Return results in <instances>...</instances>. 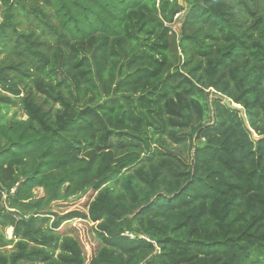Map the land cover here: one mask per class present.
I'll return each mask as SVG.
<instances>
[{"label": "trees", "instance_id": "16d2710c", "mask_svg": "<svg viewBox=\"0 0 264 264\" xmlns=\"http://www.w3.org/2000/svg\"><path fill=\"white\" fill-rule=\"evenodd\" d=\"M184 3L0 0V264H264V0Z\"/></svg>", "mask_w": 264, "mask_h": 264}, {"label": "rangeland", "instance_id": "374dc122", "mask_svg": "<svg viewBox=\"0 0 264 264\" xmlns=\"http://www.w3.org/2000/svg\"><path fill=\"white\" fill-rule=\"evenodd\" d=\"M178 2L183 7L186 6L184 0H178ZM179 19L180 17L176 20L175 24L173 25L174 29L179 28V23H180ZM7 117H13L16 119L26 118V116L23 114V112L19 109L18 106L11 107L7 111ZM37 193L41 195L42 192L39 190L37 191ZM93 197L94 194L89 193V195L80 199H72L69 202H61L58 204H54L52 206V211L55 212L57 215H65L74 210H78L86 213L88 203L93 199ZM59 232L61 233V235L74 238L80 243L83 251V255L87 261L90 260L95 255L99 247V244L94 233V226L93 224L89 223L87 220L73 219L67 221L61 225ZM4 234L8 239H10L12 237V229L11 228L5 229ZM10 248L11 246H7L5 248H1L0 250L6 251L7 249Z\"/></svg>", "mask_w": 264, "mask_h": 264}, {"label": "water", "instance_id": "95a60500", "mask_svg": "<svg viewBox=\"0 0 264 264\" xmlns=\"http://www.w3.org/2000/svg\"><path fill=\"white\" fill-rule=\"evenodd\" d=\"M218 98L222 100V103L227 106L228 108L232 109V110H236L240 113L244 123H245V115L243 112V109L240 105L232 103L229 99H226L224 97H221L220 95H218Z\"/></svg>", "mask_w": 264, "mask_h": 264}]
</instances>
